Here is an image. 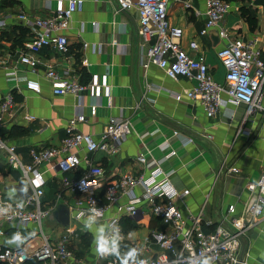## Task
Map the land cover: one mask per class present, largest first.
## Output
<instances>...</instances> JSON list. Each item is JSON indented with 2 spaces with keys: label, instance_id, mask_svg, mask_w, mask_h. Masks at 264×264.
<instances>
[{
  "label": "crops",
  "instance_id": "crops-1",
  "mask_svg": "<svg viewBox=\"0 0 264 264\" xmlns=\"http://www.w3.org/2000/svg\"><path fill=\"white\" fill-rule=\"evenodd\" d=\"M224 1L229 5V12L220 25L228 29V40L219 38L217 30L200 35L206 20V0H191L189 10H185L182 3H170L168 7L169 24L183 32L181 48L201 57L220 85L225 70L216 53L228 41L238 38L255 41L264 62V0L253 4L250 0ZM59 2L66 7L68 0H0V102L8 93L15 100L10 115L0 118V137L16 147L22 164L30 163L31 149L59 146L69 122L77 121L81 115L86 121L77 123L76 130L95 139L111 121L128 119L131 133L121 142L117 154H82L83 160L103 168L107 182L115 181L123 173L132 176L147 173L151 166L159 165L179 193L189 191L182 199L175 200L183 217L200 212L203 222L212 224L204 226V231L219 224L229 206L235 207L236 217L240 215L249 201L247 185L256 183L264 170V111L245 120L244 108L227 103V96L222 93L224 104L213 118H208L198 101L184 96L195 84L193 80L173 81L148 63L147 45H143L137 30L136 11L117 10L114 0H77L69 30L63 33L67 38V52L58 55L52 48H43L37 54L41 61L55 66L58 71L73 70L84 85L96 78L100 83L98 96L88 87L79 106L72 96L53 95L44 78V65H39L32 74L20 64V55L32 34L20 24L18 17L21 14L29 19L50 17ZM248 16L252 26L247 21ZM22 30L27 33L24 35ZM191 42L198 46L196 53L189 48ZM12 73L16 78L37 84L40 92L35 93L25 82L10 80L8 74ZM261 91L264 108V83ZM92 106L97 107L94 117L90 114ZM174 131L193 139V144L183 147L174 137ZM140 155L145 157V165L137 161ZM0 167H5L0 177L6 179L10 168L7 169L1 156ZM86 168L82 163L69 177L78 178ZM231 168L237 171L232 172ZM46 169L48 165L41 167L46 180L42 200L53 203L58 198L60 176L57 171L47 172ZM20 178L19 173H14L12 179L1 181L0 192ZM137 192H141L140 188ZM13 194L14 191L8 193ZM98 198L103 200L102 192ZM66 200L62 197L58 205ZM140 209L142 224L133 238L143 246V230H165L166 226L158 222L148 208ZM57 226H50L54 236L64 233V228ZM56 228L60 231L56 232ZM102 228V224H94L78 233V237L77 234L72 237L77 264H87L94 258L93 246L100 240ZM87 239L91 240L88 247ZM241 250L247 255L248 264H264V216L253 220L251 227L241 235Z\"/></svg>",
  "mask_w": 264,
  "mask_h": 264
},
{
  "label": "built area",
  "instance_id": "built-area-1",
  "mask_svg": "<svg viewBox=\"0 0 264 264\" xmlns=\"http://www.w3.org/2000/svg\"><path fill=\"white\" fill-rule=\"evenodd\" d=\"M114 1L117 10L136 11L137 30L143 45H147L148 63L158 67L173 81L186 78L195 82L184 96L198 101L208 118H213L224 104L222 93L226 94L227 103L244 108L245 120L264 111L261 105L264 62L255 41L234 39L217 51L216 57L225 70L224 82L220 85L201 57L188 54L181 48L183 32L169 24L170 3H182L184 9L189 10L191 0ZM255 1L250 0L251 4ZM76 7L77 0H68L66 7L59 2L50 17L29 19L21 14L18 20L32 34L20 55V64L32 74L37 72L39 65H44V78L52 94L72 96L80 106L81 96L88 87L98 96V80L94 78L84 85L73 70L63 68L58 71L37 57L43 48H52L58 55L67 52V38L63 33L69 30ZM228 12L229 5L224 0H206V20L200 35L217 30L219 38L228 40V29L220 25ZM189 48L192 53L198 51L195 42H191ZM8 76L16 83L25 82L35 93L40 92L37 84L16 78L14 73ZM14 107L13 95L3 96L0 118L10 115ZM96 112L97 107L92 106L91 116L94 117ZM85 121L84 115L77 121L71 120L59 146L31 149L28 165L22 164L16 147L0 137V156L4 164L20 172V180H25L31 189V196L24 201L5 197L0 192V264H77L76 249L71 246L72 237L76 234L78 237V233L98 223L103 225L100 240L93 246L94 258L87 264H248L247 255L241 250V235L251 227L253 220L264 216V170L256 183L247 185L249 201L241 214L236 217L235 207L229 206L224 219L206 232L204 226L212 224H205L200 212L183 217L175 200L182 199L189 191L179 193L159 165L151 166L147 173L137 176L123 173L115 181L107 182L101 166L83 160L82 154H117L119 145L131 133L128 119L111 121L98 139L76 130V124ZM173 135L183 147L193 144V139L178 131ZM137 161L143 165L146 163L143 155L137 157ZM82 163L87 167L84 172L76 179L69 177ZM44 165H48L47 172L57 171L60 176L58 198L53 203L42 201L46 184L45 171L41 172ZM231 171L237 169L231 168ZM139 188L140 193L137 192ZM100 192L103 200L98 198ZM62 197L67 199L64 204L69 210V226L59 236L46 234L43 221L56 209ZM141 207L148 208L150 214L166 226L165 230L149 229L143 246L133 238L136 231H125L123 227L126 219L138 228L141 226Z\"/></svg>",
  "mask_w": 264,
  "mask_h": 264
},
{
  "label": "water",
  "instance_id": "water-1",
  "mask_svg": "<svg viewBox=\"0 0 264 264\" xmlns=\"http://www.w3.org/2000/svg\"><path fill=\"white\" fill-rule=\"evenodd\" d=\"M5 190H13L15 192L13 198L22 201L31 196V189L25 180H19L16 184L7 186ZM48 218L52 220L55 225H59L64 229L69 226V210L64 204H59Z\"/></svg>",
  "mask_w": 264,
  "mask_h": 264
},
{
  "label": "rangeland",
  "instance_id": "rangeland-1",
  "mask_svg": "<svg viewBox=\"0 0 264 264\" xmlns=\"http://www.w3.org/2000/svg\"><path fill=\"white\" fill-rule=\"evenodd\" d=\"M224 75H225V72H224ZM224 82V81H223ZM7 169H9V168H7ZM14 173H16V174H20V172H18V171H12L11 169H9L7 172H6V175H7V178L6 179H3L4 177H0V182L1 181H7V180H10V179H12L13 178V176H14ZM13 175V176H12ZM13 190H4L3 192H1V193H3L4 195H5V197H10V198H13V195L12 196H10V195H8V193H10V192H12ZM43 201V200H42ZM50 226H57V225H55L54 224V222L52 221V220H50L49 218L48 219H46V220H44L43 221V228H44V232L46 233V234H52L51 233V230H50ZM58 227V226H57ZM56 232L57 231H60L59 230V228H56V230H55ZM147 234H148V231H146V230H143L142 232H141V235H142V237L143 238H146V236H147ZM53 235V234H52ZM96 236V235H95ZM142 237H140V239L142 238ZM85 242H86V240H85ZM94 252V251H93Z\"/></svg>",
  "mask_w": 264,
  "mask_h": 264
},
{
  "label": "trees",
  "instance_id": "trees-1",
  "mask_svg": "<svg viewBox=\"0 0 264 264\" xmlns=\"http://www.w3.org/2000/svg\"><path fill=\"white\" fill-rule=\"evenodd\" d=\"M251 17H247V21L249 23V25L252 26V20L250 19ZM26 31V30H25ZM24 30H22V33L25 35V33H27V31L25 32ZM4 169L5 167H0V173H3L4 172ZM123 227L125 229V231H132V232H135L137 231V229H139L138 227H136L131 220H124V223H123ZM90 239H87L86 240V243L85 245L88 247L89 243H90Z\"/></svg>",
  "mask_w": 264,
  "mask_h": 264
},
{
  "label": "clouds",
  "instance_id": "clouds-1",
  "mask_svg": "<svg viewBox=\"0 0 264 264\" xmlns=\"http://www.w3.org/2000/svg\"><path fill=\"white\" fill-rule=\"evenodd\" d=\"M17 239H19V237H17Z\"/></svg>",
  "mask_w": 264,
  "mask_h": 264
}]
</instances>
